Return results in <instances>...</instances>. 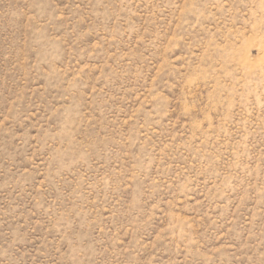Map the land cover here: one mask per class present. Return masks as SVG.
<instances>
[{"label":"rangeland","instance_id":"374dc122","mask_svg":"<svg viewBox=\"0 0 264 264\" xmlns=\"http://www.w3.org/2000/svg\"><path fill=\"white\" fill-rule=\"evenodd\" d=\"M0 264H264V0H0Z\"/></svg>","mask_w":264,"mask_h":264}]
</instances>
